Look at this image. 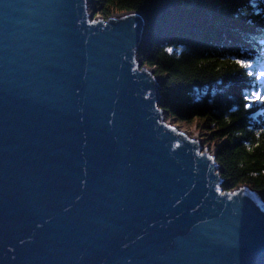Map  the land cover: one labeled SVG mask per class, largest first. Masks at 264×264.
Wrapping results in <instances>:
<instances>
[{"label": "water", "instance_id": "95a60500", "mask_svg": "<svg viewBox=\"0 0 264 264\" xmlns=\"http://www.w3.org/2000/svg\"><path fill=\"white\" fill-rule=\"evenodd\" d=\"M0 0V264H264V194L166 120L140 12Z\"/></svg>", "mask_w": 264, "mask_h": 264}, {"label": "trees", "instance_id": "16d2710c", "mask_svg": "<svg viewBox=\"0 0 264 264\" xmlns=\"http://www.w3.org/2000/svg\"><path fill=\"white\" fill-rule=\"evenodd\" d=\"M90 1L95 18L144 15L138 56L160 79L166 120L216 149L224 192L264 194V102L246 99L264 94V0Z\"/></svg>", "mask_w": 264, "mask_h": 264}, {"label": "snow or ice", "instance_id": "6c2138e0", "mask_svg": "<svg viewBox=\"0 0 264 264\" xmlns=\"http://www.w3.org/2000/svg\"><path fill=\"white\" fill-rule=\"evenodd\" d=\"M169 51H171V49H169ZM236 63H237L238 65H243L244 68H249V67H251L250 64H246V63H245L244 61H242V60H238V61H236ZM260 77H264V72L260 73V76L257 77V78L259 79ZM246 99H248V100H250V101H260V102H264V94H262V93H260V92H254V93L252 94L251 97H246Z\"/></svg>", "mask_w": 264, "mask_h": 264}, {"label": "rangeland", "instance_id": "374dc122", "mask_svg": "<svg viewBox=\"0 0 264 264\" xmlns=\"http://www.w3.org/2000/svg\"><path fill=\"white\" fill-rule=\"evenodd\" d=\"M170 122L174 125V123H173L174 121H170ZM179 129L186 131L190 136H193L195 138H198V139L202 140L201 133H199V131L195 127V125L186 126V127H183V128L182 127H179ZM202 145H204L203 141H202ZM209 148H210V151L216 150V149H213V147H209Z\"/></svg>", "mask_w": 264, "mask_h": 264}]
</instances>
